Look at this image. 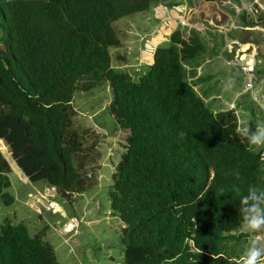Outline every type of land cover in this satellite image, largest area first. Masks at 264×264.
<instances>
[{
  "label": "trees",
  "instance_id": "1",
  "mask_svg": "<svg viewBox=\"0 0 264 264\" xmlns=\"http://www.w3.org/2000/svg\"><path fill=\"white\" fill-rule=\"evenodd\" d=\"M153 2L0 0V140L29 182L70 198L95 188L100 137L75 127L73 100L108 84V110L129 132L110 191L112 213L123 222L124 264H240L229 243L250 236L240 201L250 185L264 189V152L238 134L235 109L214 112L187 78L186 62L208 51L199 31L176 28L138 80L113 67L114 60L127 63L116 51L123 46L117 22ZM226 2L190 0L194 23L221 27ZM261 8L258 2L241 18L263 34ZM256 44L264 60V41ZM11 174L0 148L6 205L15 203ZM0 264L63 263L45 229L32 235L25 222L7 220Z\"/></svg>",
  "mask_w": 264,
  "mask_h": 264
},
{
  "label": "rangeland",
  "instance_id": "2",
  "mask_svg": "<svg viewBox=\"0 0 264 264\" xmlns=\"http://www.w3.org/2000/svg\"><path fill=\"white\" fill-rule=\"evenodd\" d=\"M258 2L262 8L257 12L255 9L258 14L256 17L263 21L264 0H227L224 8L228 17L227 22L217 29H206L202 26L198 29L208 51L195 59L202 62L211 56L214 63L204 69L201 66L190 68L195 59L188 60L185 64L187 78L196 84L197 93L201 95L205 91L209 94L208 97H204L205 101L209 99L213 101L212 104L219 102L220 104L215 107L217 110L220 111V107L227 110L230 101L238 100L240 127L248 128L251 121L258 125L264 124V60L257 55V71L246 75L241 66L232 61L227 47L230 42L234 49L241 48L243 53L250 51L252 53L253 50L256 53L258 50L256 43L264 41L262 37L264 24L260 27L262 34L256 26L245 27L246 24L241 17ZM196 13L195 9L190 11V0H154L148 11L120 19L116 25L121 32L123 46L116 51L128 55V59L131 60L129 64L114 60L115 71L129 72L134 80H138L149 70L153 57H150L146 64L137 66L133 63L134 55L149 53L153 47L170 46L169 34L176 27L196 29L193 21ZM218 29L222 32H218ZM231 33L242 44L233 43ZM157 37L162 38L160 42ZM251 44L256 49L251 50ZM213 47L215 50L212 51ZM223 47L226 50L223 51ZM223 52H226L224 56L221 54ZM208 62L207 60L205 65L204 62L202 64L206 66ZM199 71L206 72L205 76L208 73L212 77L203 78ZM198 75L200 76L197 77ZM249 76L252 77L253 87L247 86ZM110 101L108 84L90 92H78L74 96L73 104L77 111L75 127L79 130L92 128L100 137L98 149L101 170L99 183L95 188L72 198L59 194L58 189H52L44 182L27 181L11 159L9 147L3 145L0 140L4 156L11 161L12 186L8 191L15 197V203L12 205L0 202V224L7 220L23 221L32 235L45 229L46 239L53 244L63 264H124V248L120 238L123 222L121 217L112 213L110 191L113 184L112 175L125 150L129 132L118 128L108 110ZM240 104L245 107L243 110L247 113L246 118ZM254 150L264 152V147H254ZM48 190L50 193H47ZM52 202H56V205ZM255 235L256 233H250L248 241H233L229 244L235 248L236 253L242 255L255 240ZM258 242L264 246V241Z\"/></svg>",
  "mask_w": 264,
  "mask_h": 264
},
{
  "label": "clouds",
  "instance_id": "3",
  "mask_svg": "<svg viewBox=\"0 0 264 264\" xmlns=\"http://www.w3.org/2000/svg\"><path fill=\"white\" fill-rule=\"evenodd\" d=\"M237 132L250 147H264V124L257 125L255 129L241 127ZM236 191L238 192L239 189L237 188ZM240 204L245 229L250 233L264 232V189L250 185ZM240 264H264V246L253 240L241 258Z\"/></svg>",
  "mask_w": 264,
  "mask_h": 264
},
{
  "label": "crops",
  "instance_id": "4",
  "mask_svg": "<svg viewBox=\"0 0 264 264\" xmlns=\"http://www.w3.org/2000/svg\"><path fill=\"white\" fill-rule=\"evenodd\" d=\"M184 22H185V20H184ZM201 26L200 25H195V27L194 28H196L195 30H197L198 31V29L200 28ZM176 28H178V27H176ZM176 28H174L173 30H172V32L176 29ZM153 32H155V31H153ZM172 32H170V34H169V36H171V33ZM218 32H222L220 29H218ZM216 33V32H215ZM232 34V33H231ZM158 38V42H160L161 41V39L162 38H160V37H157ZM167 40V39H166ZM163 41H165V39H163ZM231 41L233 42V43H236L237 45H240V44H242V42H240L239 41V39H237V37H235V35H233L232 34V37H231ZM223 43V42H222ZM230 43V42H229ZM228 43V47H227V50H229L230 51V53H229V55H231V57H232V61L233 60H235L236 59V57H237V55H239L240 53H241V55H242V51H241V48H236V49H234V45L232 44V45H230ZM215 46V45H214ZM224 46V45H223ZM159 47H156V48H152V51L151 52H149V53H146V52H144V53H140V54H138V55H134V57L135 58H133V63L135 64V65H141V64H146L145 62H147V60L150 58V57H153L154 56V53H155V51L158 49ZM224 48V47H223ZM255 47H254V45L253 44H251V50H253ZM131 49H132V52H134V50H133V48L131 47ZM256 49V48H255ZM224 50H226L225 48L223 49V51ZM214 53V52H213ZM226 52H223V53H221L223 56H224V54H225ZM254 53V54H253ZM214 54H217V55H219L218 53H214ZM125 55V54H124ZM126 56V55H125ZM128 56V55H127ZM126 56V59H127V62H128V64H129V61L131 60L130 58L128 59V57ZM243 56L244 57H246V58H248V59H254V60H257V51H256V53H255V50H253L252 51V53H251V51L250 52H244L243 53ZM197 59H195L194 61H192V63H191V66H190V68H192V69H195V68H193V67H197V68H200V66L204 69L205 67H210V64H213L214 63V61H213V59L211 58V56L210 57H207V59L205 60V61H209L207 64L208 65H206V66H204L206 63H205V61H200V60H197ZM204 62V63H203ZM204 65H203V64ZM257 66H258V63H257ZM214 68L216 69V67L214 66ZM211 69H212V66H211ZM256 71H257V67H256ZM256 71H254L253 73H250L249 75H251V74H254ZM244 72V71H243ZM204 73H206V72H203L202 73V71H199V74L201 75V74H203V78H206V79H209V78H211L212 76L211 75H209L208 73H207V75L205 76L204 75ZM246 74V73H245ZM200 75H198L197 77H199ZM201 78V77H200ZM196 82V81H195ZM196 85V84H195ZM195 89H196V91H197V86H195ZM202 95V96H201ZM200 96L203 98V99H205L204 97H208L209 96V94H206V92L204 91L202 94H201ZM239 95H241V93H239ZM206 102L209 104V106L211 107V109L214 111V112H216V113H218V112H221V111H225V110H223V108H221L220 107V111L219 110H217L215 107L216 106H218L220 103L219 102H216V104H212V102L213 101H211V100H209V99H206ZM238 100L237 101H230L229 103H228V105H229V109H235L236 110V112H237V114L239 115V113H240V110H238ZM223 104H222V102H221V106H222ZM240 108H241V110L243 111V113H244V116H245V118L247 117V113L246 112H244V105H241L240 104ZM215 109V110H214ZM228 110V109H227ZM15 166H16V164H15ZM16 168L18 169V170H20V168H18L17 166H16ZM21 171V170H20ZM22 172V171H21ZM25 176V175H24ZM25 178H26V180L28 181V179H27V177L25 176ZM47 186L49 187V185L47 184ZM52 188V187H51ZM54 205H56V202H52ZM65 213V212H64ZM66 214V213H65ZM258 234H263L264 235V232H259V233H257L256 235H258ZM256 235H255V240H257L256 239ZM257 241H264V238L263 239H260V240H257ZM244 254H242V256H243Z\"/></svg>",
  "mask_w": 264,
  "mask_h": 264
},
{
  "label": "built area",
  "instance_id": "5",
  "mask_svg": "<svg viewBox=\"0 0 264 264\" xmlns=\"http://www.w3.org/2000/svg\"><path fill=\"white\" fill-rule=\"evenodd\" d=\"M234 62L241 66L242 70L244 71V73H246V75H249L250 73H253L254 71H256V67H257V63H258L257 60L248 59V58L244 57L243 54L241 55V53L239 55H237ZM247 86L253 87V80H252L251 76H249V79L247 81ZM52 189L57 190L56 187H53ZM47 193H50V190H48ZM263 238H264L263 234L256 235L257 240H260Z\"/></svg>",
  "mask_w": 264,
  "mask_h": 264
},
{
  "label": "water",
  "instance_id": "6",
  "mask_svg": "<svg viewBox=\"0 0 264 264\" xmlns=\"http://www.w3.org/2000/svg\"><path fill=\"white\" fill-rule=\"evenodd\" d=\"M15 163V162H14ZM16 164V163H15ZM16 166L19 168V166L16 164ZM59 194L63 195V196H68L69 197V193L65 190H57ZM235 232V231H234Z\"/></svg>",
  "mask_w": 264,
  "mask_h": 264
}]
</instances>
